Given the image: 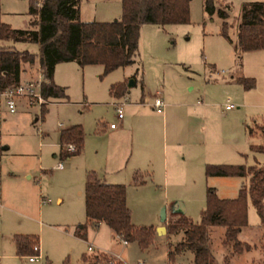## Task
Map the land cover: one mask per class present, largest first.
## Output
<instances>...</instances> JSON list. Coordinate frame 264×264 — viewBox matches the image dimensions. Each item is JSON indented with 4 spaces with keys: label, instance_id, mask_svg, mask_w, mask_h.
<instances>
[{
    "label": "rangeland",
    "instance_id": "rangeland-1",
    "mask_svg": "<svg viewBox=\"0 0 264 264\" xmlns=\"http://www.w3.org/2000/svg\"><path fill=\"white\" fill-rule=\"evenodd\" d=\"M247 1L254 0H214L216 8L225 7L228 13L225 20L230 40L221 35V18L216 12L208 14L203 9V0H189L187 21L163 25L143 23L140 26L136 55L129 64L103 73L99 63L79 65L75 60L58 63L57 79L66 86L68 98H56L47 103L43 116L39 106L29 105L25 99L10 112L0 94V264H47L45 254L52 263L65 258L76 262L81 253L87 251L88 243L96 247L92 251L105 253L116 264H194L188 249L174 251L171 257L168 256V250H174L182 238L183 230L166 233V220L185 215L197 222L205 205L206 187L214 188L218 197H234L240 185L246 183V177L206 176L205 161L264 166V152L252 151L249 147L250 144L264 145V48L246 51L234 48L239 6ZM256 1L262 2L264 17V0ZM79 2L80 20L87 19L92 13L98 15L96 19L99 20L120 15L119 0ZM29 4L30 0H0V21L13 28H28L32 19ZM0 44L39 52L37 42L0 40ZM25 67L24 80L36 76L37 66ZM236 73L252 78L253 86L244 89L237 82L227 83L230 75ZM116 81L130 82L126 93L118 97L125 101L122 115L129 116L127 104L140 100L139 106L144 104L146 107L137 110L131 107L136 110L132 123L134 125L135 120L145 122L160 146L163 141L170 146V117L183 116L191 109L176 103L207 101L211 123L217 128H225L212 145L224 144L237 150H231L232 157H223L230 160L220 162L190 159L187 153L182 158L181 152H177V162L184 168L179 167L184 172L181 175L167 177L165 181L161 177L160 180L143 178V181L140 177L134 180L128 161L130 134L127 130L120 133L121 124L113 131L108 129L109 122H117L110 104L117 97L108 92L109 85ZM157 93L164 103L165 100L172 101L175 105L164 106L162 112H155L150 102ZM226 101L233 104L230 110L223 108ZM24 102L27 107H23ZM166 108L168 113L164 116ZM179 119L183 127L187 120ZM74 123H79L84 133L81 153L61 159L64 165L58 168V130ZM246 125L251 127L250 136H247ZM117 167V183L125 185V203L131 223L153 228L151 242L145 248H140L135 240L123 243L104 223L97 229L87 224L85 239L73 234L76 222L85 220V173L92 171L98 179L105 181V177L117 174H113ZM26 173L32 177L26 178ZM58 196L60 202H56ZM176 203L182 205L183 210L180 206L174 209ZM162 206L167 219L165 231L159 233L156 224L161 222ZM222 233L220 225L208 227V245L215 262H219L226 252L220 243ZM15 234L38 235L43 260L32 262L28 260V254H9ZM238 236L249 242L250 247L229 255L228 260L264 264L261 246L264 226L259 225L248 197L246 226Z\"/></svg>",
    "mask_w": 264,
    "mask_h": 264
},
{
    "label": "trees",
    "instance_id": "trees-1",
    "mask_svg": "<svg viewBox=\"0 0 264 264\" xmlns=\"http://www.w3.org/2000/svg\"><path fill=\"white\" fill-rule=\"evenodd\" d=\"M120 15L111 20H80L79 0H30L29 13L32 15L28 28H13L0 21V40L32 41L39 44V52L19 50L0 44V90L23 80L25 65L37 66L46 81L41 91L45 98L67 99L65 87L53 78L58 62L75 60L79 65L99 63L103 73L118 66L129 64L136 55L139 28L143 23L163 25L185 22L188 19L189 0H119ZM228 7L227 4H225ZM203 9L211 14L216 12L221 18V35L230 40L226 33L227 11L216 8L214 0H203ZM234 48L238 51L264 48V17L261 1L240 3L236 21ZM244 89L253 86L249 77L237 75L232 78ZM127 91L125 81L109 85L108 92L121 97ZM47 109L41 108L42 116ZM251 133V129L247 127ZM83 130L74 123L59 131L60 159L79 154L83 143ZM68 143H75V150H67ZM252 151L264 152L263 144H250ZM206 176H242L246 183L241 184L234 197H218L214 188L206 187L205 205L200 211L199 220L191 221L185 215L171 216L166 221V233L183 230L182 238L174 250H168L171 257L174 251L188 249L192 252L194 264H252L236 263L228 256L248 250L250 243L239 239V232L246 226V198L251 201L258 216L259 225L264 226V166L258 163H205ZM134 180L139 175H132ZM83 203L85 220L74 227V234L85 237L86 226L96 227L99 222L106 224L121 240H135L140 248H145L152 239L151 226H135L130 221V211L125 203V185L98 179L92 171L84 176ZM220 225L223 233L220 243L226 250L219 262L213 260L208 245V227ZM15 253L26 255L36 253L39 245L36 234H15ZM264 249V239L261 244ZM110 261V262H109ZM47 264H116L105 253L87 250L81 253L76 262L68 258L59 263Z\"/></svg>",
    "mask_w": 264,
    "mask_h": 264
},
{
    "label": "crops",
    "instance_id": "crops-1",
    "mask_svg": "<svg viewBox=\"0 0 264 264\" xmlns=\"http://www.w3.org/2000/svg\"><path fill=\"white\" fill-rule=\"evenodd\" d=\"M102 1H107V0H102ZM80 10H81V5L79 2V14H78L79 16H80ZM87 16H88L87 19H81V20H99V19H96L98 18L97 17L98 15H95L94 13H92L91 15H87ZM104 20H107V19H104ZM108 20H111V19H108ZM62 62H65V61H62ZM57 64L55 65V68H54L53 78L56 83L60 84L61 82L57 79ZM237 75H241V74H237V73L231 74L229 77V80H226V82L227 83L232 82L233 81L232 78ZM24 79L25 78H23V80ZM62 86L65 87V91H66V86L65 85H62ZM157 95L159 94L157 93ZM55 99L56 98H54V100ZM132 102L135 104H131V103L127 104V106H130L128 108V111L131 115L129 114V116H127L126 118L124 117V115H122V117L117 120L116 126L113 128L108 127V129L110 131H113L114 129H116V127L120 126L121 124L122 127L119 129L121 131L120 133L124 132V130H127L128 134H130L131 146H130V151H129V156H128L129 166H130L131 172H133V174L137 173L140 179L146 178L149 180H153V179L160 180L158 178L161 177V180L165 181L167 177L170 178V177L177 176L179 174L181 175V173H184V172H181L179 169L180 166L182 168L183 166L177 162L176 155H175L177 152H181L182 158H184L185 154L187 153L190 159H204V160H213V161L220 162V161L230 160V159H223V157H232V151L237 150L231 147L229 148V146L224 145V144L223 146L212 145L213 142L216 140L218 133L222 134V129H225V128L223 127L217 128L214 123H211V117H209V113L211 112V110L208 109V106H210V103L207 101H183L180 103H176V104L188 107V108L191 107V109L186 110L183 116L170 117V126H169L170 134H171L170 146H167L165 141H163L162 146H160L158 144V141H156V138L152 136V133L150 132L149 128H147V124L145 122L143 121L136 122L135 120L134 125H133L132 123V119L134 117L133 114L136 113L137 108L142 107L145 109L146 105L140 104L141 106H139V103L141 102L140 100L132 101ZM22 104H25V102ZM172 104L175 105L174 102L165 100L164 106L168 107ZM23 107H27V104L23 105ZM131 107H135L136 110L134 111ZM150 107H151V102H150ZM166 109L167 110L164 116H166V114L168 113L167 112L168 108ZM230 109H227V110H230ZM169 111H170V108H169ZM137 112H140V110H138ZM179 118H181V120H184V119L187 120L183 127L181 126V122ZM70 125L72 124L60 127L58 130V133L61 128H65ZM259 126H262V125L259 124ZM249 129H251V127H249ZM247 133H248L247 136L248 135L250 136L251 133H249L248 131ZM229 134L231 136L232 133L230 132ZM81 150H82V147H81ZM81 150H80V153H81ZM54 156H57V155L54 154ZM210 156L216 159H211ZM205 163H207V161H205ZM63 165L61 167H63ZM117 166H120V165H117ZM61 167H58V168H61ZM118 170H119V167H117V170H115L117 172L113 173V174L117 173L115 176H110L108 178L105 177L104 180L110 183H117V181H119V179H117L119 177ZM25 176L26 178H29V179L32 177L30 173H26ZM239 177H242V176H239ZM60 201H61V197L58 196L56 198V202H60ZM178 206H180L181 210H183V206L177 203L174 204V207H175L174 209H178ZM84 219H85V214H84ZM165 219H167L166 215H165ZM100 224H102V222H99L98 225L95 228L94 227L93 228L97 229ZM158 225H164V222H159L158 224H156V226ZM110 231L112 232L113 236L117 237L116 234L113 232V230L110 229ZM164 231H165V225H164ZM164 231L159 230V233L164 232ZM73 234H74V231H73ZM75 236L81 239H85V237L83 238L77 235ZM12 241H13V245H12V248L9 254L18 255L15 253L14 239H12ZM39 241L40 240H38V243L40 244ZM123 243H126V242H123ZM89 244L91 245V243H88L87 245ZM91 247L92 249L96 248V247H93L92 245ZM45 257H46V260H49V257L47 254H45Z\"/></svg>",
    "mask_w": 264,
    "mask_h": 264
},
{
    "label": "built area",
    "instance_id": "built-area-1",
    "mask_svg": "<svg viewBox=\"0 0 264 264\" xmlns=\"http://www.w3.org/2000/svg\"><path fill=\"white\" fill-rule=\"evenodd\" d=\"M46 81L43 74L38 69L37 74L35 77L30 79L21 80L17 84L8 86L2 90H0V94L5 98L7 108L10 112H14L16 110L17 103L25 99L29 105H37L39 106L40 112L41 108L44 104L54 102V98H45L41 91L42 83ZM121 98V97H120ZM117 98L110 102L114 111L116 120L122 117V105L125 101H120ZM164 106V102L159 95H155L151 102V107L156 112H161ZM233 107V104L230 102H224L223 108L225 110L230 109ZM117 122H109L108 127L113 128L115 127ZM67 150L74 151L75 150V143H68L66 145ZM63 165L62 160L60 159L57 163V167H61ZM49 200V199H48ZM122 242H125L122 240ZM34 248L37 250L36 253L28 254L29 261H39L43 260V257L40 253L39 245H35ZM87 250H91V245H87ZM110 262V261H109ZM43 264V263H42Z\"/></svg>",
    "mask_w": 264,
    "mask_h": 264
},
{
    "label": "water",
    "instance_id": "water-1",
    "mask_svg": "<svg viewBox=\"0 0 264 264\" xmlns=\"http://www.w3.org/2000/svg\"><path fill=\"white\" fill-rule=\"evenodd\" d=\"M130 85V82L127 81L126 83V86H129ZM160 221L161 222H164L165 221V209H164V206L161 207V210H160ZM157 230H162L164 231V225H158L157 226Z\"/></svg>",
    "mask_w": 264,
    "mask_h": 264
}]
</instances>
